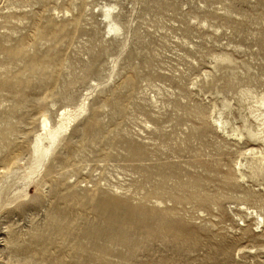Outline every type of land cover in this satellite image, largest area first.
<instances>
[{
  "label": "rangeland",
  "instance_id": "obj_1",
  "mask_svg": "<svg viewBox=\"0 0 264 264\" xmlns=\"http://www.w3.org/2000/svg\"><path fill=\"white\" fill-rule=\"evenodd\" d=\"M244 95L264 96V0L0 5V264H264Z\"/></svg>",
  "mask_w": 264,
  "mask_h": 264
},
{
  "label": "bare ground",
  "instance_id": "obj_2",
  "mask_svg": "<svg viewBox=\"0 0 264 264\" xmlns=\"http://www.w3.org/2000/svg\"><path fill=\"white\" fill-rule=\"evenodd\" d=\"M10 1L11 0H0V5H3L4 3H8ZM105 19L108 21L110 19H112V11L108 10L106 12ZM109 26H110L109 32L114 34V35H116L120 31V28L116 24H110ZM221 63H226V64L231 65V64H235V61L233 58H231V56H229V54L228 55L224 54L222 56L216 57L215 64L219 65ZM250 94L252 95V93H250ZM238 104L240 106H244V105L246 106V109L248 110L249 117L255 123V125H252V126L251 125L250 126L244 125V128L246 130V134L252 139H256L258 141L263 142L264 141V96L263 97L262 96L261 97H258V96L248 97L247 95H244L238 101ZM213 109H215V107ZM223 111L225 112V115L230 114V105L226 104V102L223 104ZM76 116H78V111H77V113H72L71 110L66 108L62 111L61 114H59L58 121L53 124L51 122L49 116H47L46 114L43 115V117L41 118V120L39 121V124H38L39 125V132H38V136H37V139L35 142L36 151L38 152L40 158H44L47 155L49 148H51L56 143V141L62 137L63 133H65V132L67 133V131L69 130L73 120L76 119ZM244 120H246V119H244ZM213 122H214L216 131L219 130L221 135L225 136L229 140H232V138L242 140L244 138V136L238 132V129L235 131L234 130L229 131L227 129L229 122L227 121L226 118L225 119H223V118L214 119ZM248 151H249L248 156H246V157L243 156L244 157V164L240 163V162H239V165L237 164L238 169H237L236 174L238 173L239 175H237V176L240 177L239 180L242 179L243 181L247 177L244 173V170H248L251 173V175H262V176H264V151H261V150L259 151L256 149H249ZM35 156H33V157H35ZM11 160H13V159H11ZM0 163H2V162H0ZM7 163L10 164L9 162H7ZM7 163L4 162L3 165L7 164ZM15 164H17V163H15ZM8 166L9 165H7L6 167H8ZM23 174H25V173H23ZM17 180L18 181L22 180V178L19 177Z\"/></svg>",
  "mask_w": 264,
  "mask_h": 264
}]
</instances>
